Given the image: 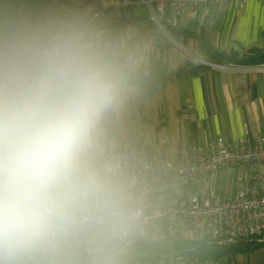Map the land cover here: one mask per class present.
Here are the masks:
<instances>
[{"label":"clouds","instance_id":"clouds-1","mask_svg":"<svg viewBox=\"0 0 264 264\" xmlns=\"http://www.w3.org/2000/svg\"><path fill=\"white\" fill-rule=\"evenodd\" d=\"M108 0H0V264H140L147 165L118 136L155 71Z\"/></svg>","mask_w":264,"mask_h":264},{"label":"crops","instance_id":"crops-1","mask_svg":"<svg viewBox=\"0 0 264 264\" xmlns=\"http://www.w3.org/2000/svg\"><path fill=\"white\" fill-rule=\"evenodd\" d=\"M108 2V11L118 22L135 24L154 36V62L167 70H175L192 56L206 60L201 41L218 52L239 55L264 46V0H226L194 12L189 8L180 13L165 10L161 21L182 30L174 38L184 53L160 46L163 37L147 20L140 0ZM226 66L182 75L145 94L118 128L122 143L142 145L153 157L161 153L176 156L189 146H205L220 136L254 144L264 132V71L256 66ZM252 170V174H264L262 166ZM195 188L191 191L199 193V185ZM233 191L234 184L230 194ZM250 254L227 255L207 264H238L242 255Z\"/></svg>","mask_w":264,"mask_h":264},{"label":"built area","instance_id":"built-area-1","mask_svg":"<svg viewBox=\"0 0 264 264\" xmlns=\"http://www.w3.org/2000/svg\"><path fill=\"white\" fill-rule=\"evenodd\" d=\"M226 0H140L149 22L163 37L160 46L185 52L164 28L161 17L165 10L193 12L200 6ZM156 48H157V40ZM193 63L223 70L227 66L192 56ZM242 66V65H237ZM256 66L262 72L264 65ZM147 165L155 188L151 210L152 231L145 243H158L162 252L142 257L140 264H207L194 255V248L177 250L185 242L223 244L235 241H264V174L254 173L247 180L239 177L232 194L211 191L209 177L230 167H264V132L254 144L245 139L229 141L217 137L205 146H189L176 156L161 153L151 156L142 145L124 144ZM213 183V182H212ZM208 184H210L208 186ZM199 193L191 187L198 186Z\"/></svg>","mask_w":264,"mask_h":264},{"label":"trees","instance_id":"trees-1","mask_svg":"<svg viewBox=\"0 0 264 264\" xmlns=\"http://www.w3.org/2000/svg\"><path fill=\"white\" fill-rule=\"evenodd\" d=\"M148 20V16L145 13ZM149 21V20H148ZM164 28L174 37L176 33H182L181 29L170 27L163 24ZM202 48L206 54L207 62L223 64V65H260L264 62V46L263 48H251L242 55L237 52L230 51L221 53L212 48L207 41H201ZM210 68L201 63H193L191 60H186L182 65L175 70H167L161 63H155V71L153 79L145 94H151L156 91L161 85L166 84L182 75H192L199 71ZM194 248V255L202 261H217L227 255L232 254H250L258 249L264 248V241L244 240L235 241L233 243L223 244H196L195 242H185L182 246H178L177 250L184 248ZM164 247L158 243H145L141 249V256L152 255L162 252Z\"/></svg>","mask_w":264,"mask_h":264},{"label":"rangeland","instance_id":"rangeland-1","mask_svg":"<svg viewBox=\"0 0 264 264\" xmlns=\"http://www.w3.org/2000/svg\"><path fill=\"white\" fill-rule=\"evenodd\" d=\"M154 27V26H153ZM175 39V38H174ZM252 166H244V167H230L220 170L218 173L212 174L209 177L211 181V191L218 194H230L232 192V187L237 178L243 177L247 180L252 174ZM215 180V182H214ZM213 182V183H212ZM208 184V186L210 185ZM197 186H193L195 188ZM197 188H195L196 190ZM202 190L201 188H199ZM247 258L248 259L247 261ZM242 261L238 264H264V248L258 249L250 255H242ZM213 264V263H209Z\"/></svg>","mask_w":264,"mask_h":264},{"label":"water","instance_id":"water-1","mask_svg":"<svg viewBox=\"0 0 264 264\" xmlns=\"http://www.w3.org/2000/svg\"><path fill=\"white\" fill-rule=\"evenodd\" d=\"M205 61V60H204Z\"/></svg>","mask_w":264,"mask_h":264}]
</instances>
